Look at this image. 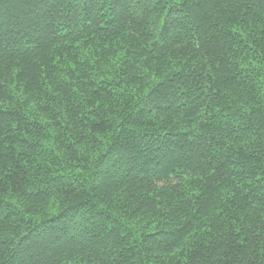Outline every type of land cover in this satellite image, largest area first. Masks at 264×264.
I'll return each instance as SVG.
<instances>
[{
	"label": "trees",
	"instance_id": "obj_1",
	"mask_svg": "<svg viewBox=\"0 0 264 264\" xmlns=\"http://www.w3.org/2000/svg\"><path fill=\"white\" fill-rule=\"evenodd\" d=\"M0 264H264V0H0Z\"/></svg>",
	"mask_w": 264,
	"mask_h": 264
}]
</instances>
